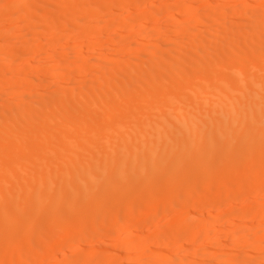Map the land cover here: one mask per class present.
Wrapping results in <instances>:
<instances>
[{
  "label": "bare ground",
  "instance_id": "obj_1",
  "mask_svg": "<svg viewBox=\"0 0 264 264\" xmlns=\"http://www.w3.org/2000/svg\"><path fill=\"white\" fill-rule=\"evenodd\" d=\"M163 1L0 0V264H264V0Z\"/></svg>",
  "mask_w": 264,
  "mask_h": 264
},
{
  "label": "rangeland",
  "instance_id": "obj_2",
  "mask_svg": "<svg viewBox=\"0 0 264 264\" xmlns=\"http://www.w3.org/2000/svg\"><path fill=\"white\" fill-rule=\"evenodd\" d=\"M156 1H158L159 3H157L158 5H160V4H162L164 1L163 0H156ZM163 1V2H162ZM238 1L239 0H230V5L232 6V7H234L236 4H238ZM120 10V9H119ZM118 10V11H119ZM164 18L166 17V16H163ZM163 17H160V20H157V23L160 21V22H163L165 19L163 18ZM230 17H232V18H234L233 20H235V18L236 17H234L233 15L232 16H230ZM163 19V20H162ZM231 19V18H230ZM186 20L187 21H190V18H186ZM155 23V25H153V22L151 23L152 24V26H151V24L149 25L150 26V28H149V26H148V29H150L151 30V28H153L154 30H156V29H158L159 28V25H157L156 26V22H154ZM161 28V27H160ZM34 31H31V32H28V34H26L27 35V38H30V39H28V41L29 42H32V40H33V36H34V33H33ZM184 34L185 33H183V32H181V33H178V36H176L177 35V33H175V34H173L172 36H176V38L177 37H180V36H184ZM31 35H33V36H31ZM136 35V34H135ZM134 35V36H135ZM180 35V36H179ZM137 36V35H136ZM175 38V37H174ZM175 38V39H176ZM70 39V40H69ZM31 40V41H30ZM68 44H67V43ZM67 44V45H66ZM74 45H76L77 47H82L83 49L85 48L84 47V44H83V42L80 40V39H78V38H71V37H69V38H66V40L64 41V43L62 44V46L60 47L61 48V51H67L66 53H68L69 51H70V48L72 49V47H75ZM67 46V47H66ZM107 46V45H106ZM105 46V48H103L102 49V51H101V53L100 54H90V55H92V56H90L89 55V59L90 60H98L101 64H103L104 62H106V61H108V60H110L111 58H115V59H119L120 57L121 58H123V57H125V58H131V56L132 55H134L133 54V50H132V48L130 47V46H128V45H125V44H121L120 45V47H118L117 49L118 50H116L115 52L116 53H113V51L114 50H109L110 48H108L109 46H107L106 47ZM62 49H64V50H62ZM120 49V50H119ZM52 51L53 50H56L54 47L51 49ZM60 50V49H59ZM86 50V49H85ZM104 50V51H103ZM106 51V52H105ZM112 51V52H111ZM95 55H97V56H95ZM110 55V56H109ZM117 57H116V56ZM6 57L8 58V59H12V57L14 58V57H17V54L13 51V52H11V51H4V53L2 54V56L0 55V61H4V60H8V59H6ZM111 57V58H110ZM120 58V59H121ZM105 60V61H104ZM47 61H49V60H45L44 62L46 63V65H48V63L50 64V61L49 62H47ZM45 63H44V66H45ZM147 64H149L148 63V61L146 62ZM150 63H153V62H151L150 61ZM13 65L15 64V63H12ZM49 66V65H48ZM84 78V81L85 82H87V81H89V79L91 80V75L88 73L86 76H84L83 77ZM41 89V91L43 90V88H40ZM47 89H51L50 88V86H47L46 85V87L44 88V90L43 91H45V92H48V90ZM255 190V191H254ZM251 193H250V195L248 196V198H247V201L249 200V201H252L251 203L252 204H250L249 203V205L251 206H247V209H253V207H254V205H253V203H256L257 201V199L259 200V198L261 197H263L264 198V192L262 191H259V189H258V186H256L255 187V189H254ZM260 196V197H259ZM248 201V202H249ZM247 202V203H248ZM229 206V205H228ZM249 207V208H248ZM198 210H201V211H199V212H202V213H207V212H209V210L208 209H204V208H199ZM181 211H183V209H181ZM204 211V212H203ZM251 211V210H250ZM171 212H168V213H165V214H162V215H160V219H159V222L161 221V224L163 223H165L166 221H167V223L169 222L168 220H170V221H172L173 220V218H174V214L173 213H171ZM171 218H172V220H171ZM237 220V221H236ZM236 220H234L230 225H226V227H224V229H226V230H224L223 229V234L222 235H224V237L223 236H221L220 238H218L219 240H220V242H221V240L223 241V242H221V247H220V249L218 248V249H213L214 247L212 246V238H214V240H216L215 239V235L213 236V234L211 235V236H209V237H207V238H205V240H204V243H203V245L204 246H202L201 247V249L202 248H204L205 246V250L203 251V250H201L200 251V253H202V254H204L205 256L207 255H209L208 257H217V258H219V257H222V255L223 256H226V257H232L233 255L234 256H237V254L236 253H238V251H239V249H243V250H245V248H246V244H248V242H246L245 241V239H243V238H247L246 236L247 235H244V236H241V237H238V239H242L240 242H239V244H238V246L237 247H232V248H228L227 247V245H226V241L228 240V238H229V236H227L228 234H229V232L230 231H228V230H230L232 227H231V225L232 226H235V225H239L240 224V221H241V219H236ZM257 220V219H256ZM253 221H255V219L254 220H252V223H254ZM144 225V224H143ZM143 225H142V227H141V225L140 226H138V227H136V228H134L133 230H134V232H133V235L135 234V235H139V236H141V234L143 235V234H145V235H147L146 234V232H149V233H151V231L153 232V230H156V228H157V224H152V225H148V224H146L147 226H145V227H143ZM256 224H254V226H255ZM253 226V225H252ZM230 228V229H229ZM255 228L257 229L258 227L257 226H255ZM129 228H127L126 229V231L124 232V236L123 237H126V236H129V233L131 232V231H133V230H128ZM260 229V228H259ZM144 232V233H143ZM138 233V234H137ZM225 233V234H224ZM132 234V233H131ZM130 234V235H131ZM227 237H226V236ZM122 237V236H121ZM120 237H118V236H116L115 235V239H114V244L112 245V247L114 246V247H116V245L115 244H117V246L119 245L118 243L120 242H118V240L117 239H119ZM101 239V240H100ZM217 239V240H218ZM225 241H224V240ZM100 240V241H99ZM213 240V241H214ZM98 241H99V243H97L96 245H97V247L99 248V250H98V248H96L95 247V249H96V251L97 252H99L98 253V255L100 254V255H102V254H104L103 252H105V249H101V246H102V242L101 241H104V237H100L99 239H98ZM125 242V241H124ZM123 242V243H124ZM102 243V244H101ZM109 243H113V242H109ZM153 245H155L154 247H157V245L156 244H153ZM224 245V246H223ZM83 248H82V247ZM78 249H79V251H78V249L77 250H75V251H68L67 250V248H69V247H67L66 248V251H68V252H66L65 250H61V252L60 251H58V252H56V254H53V255H51L50 257H47L46 259H44V260H41V262H39L38 264H59V261H60V264L62 263V260H63V258L66 256V257H68V258H74V256H76V254L78 255V253L80 252V251H82V249L83 250H85V248H86V244H83V245H81ZM110 247H111V245H109ZM178 246H179V244L178 243H173V245H172V247H171V256L170 257H172V259L173 258H175V256H176V258L177 257H179V255H182V253H183V250L181 249V250H179L180 252L177 254V252H178V250H176L177 248H178ZM208 246V247H207ZM240 246V247H239ZM241 246H242V248H241ZM87 247H88V245H87ZM211 247V248H210ZM186 249H185V251L184 252H188L189 251V247H185ZM143 249H145V248H142V249H139L138 251H137V253H139L138 255H137V261L139 262V263H144L143 261H146L147 259H149V255L150 254H147L148 252H147V250L145 249V251H146V254L147 255H145V252L143 251ZM100 250H102V252H100ZM175 250H176V252H175ZM191 250V249H190ZM214 252H213V251ZM220 250V251H219ZM222 250V251H221ZM230 250V251H229ZM77 251H78V253H77ZM182 251V252H181ZM189 252H191V251H189ZM212 252V253H211ZM65 253V254H64ZM144 253V254H143ZM214 253V254H213ZM64 254V255H63ZM74 254V255H73ZM157 254H158V252H157ZM176 254V255H175ZM211 254V255H210ZM236 254V255H235ZM68 255V256H67ZM144 256V257H142V256ZM169 255V254H168ZM172 255H174V257L172 256ZM178 255V256H177ZM231 255V256H230ZM141 256V257H140ZM148 256V257H147ZM139 257V258H138ZM159 257V256H158ZM160 258V257H159ZM62 259V260H61ZM140 259V260H139ZM126 264V261H125V259L123 258H120V260L119 259H117V260H114L111 264Z\"/></svg>",
  "mask_w": 264,
  "mask_h": 264
}]
</instances>
